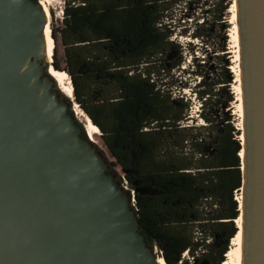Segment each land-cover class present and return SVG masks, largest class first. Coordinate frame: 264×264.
<instances>
[{
	"label": "water",
	"instance_id": "95a60500",
	"mask_svg": "<svg viewBox=\"0 0 264 264\" xmlns=\"http://www.w3.org/2000/svg\"><path fill=\"white\" fill-rule=\"evenodd\" d=\"M235 10L240 264H264V0H235ZM46 25L39 0H0V264H158L134 190L110 170L73 115L76 101L49 73Z\"/></svg>",
	"mask_w": 264,
	"mask_h": 264
},
{
	"label": "trees",
	"instance_id": "16d2710c",
	"mask_svg": "<svg viewBox=\"0 0 264 264\" xmlns=\"http://www.w3.org/2000/svg\"><path fill=\"white\" fill-rule=\"evenodd\" d=\"M164 2L64 0V70L53 67L69 76L74 100L99 129L104 148L97 146L110 170L134 190L132 208L147 244L161 251L165 264L183 263L185 251L192 260L221 264L240 214L234 197L241 188V129L229 110L221 114L233 100V75L228 65L210 77L197 71L195 95L206 124H182L188 99L173 97L153 78L160 69L156 55L171 46L178 59L168 70L183 62L180 45L170 40ZM205 2V12L220 20L226 5ZM196 128L202 132L191 134ZM213 239L219 246L208 251L206 241Z\"/></svg>",
	"mask_w": 264,
	"mask_h": 264
},
{
	"label": "rangeland",
	"instance_id": "374dc122",
	"mask_svg": "<svg viewBox=\"0 0 264 264\" xmlns=\"http://www.w3.org/2000/svg\"><path fill=\"white\" fill-rule=\"evenodd\" d=\"M205 1L207 0H165L163 6L165 8L164 14L167 16L165 20H168L169 23L167 29L171 32L170 40L173 41L174 44L180 45L183 62L179 68L168 70L170 65L178 59L177 49L171 46L164 54L156 55V58L160 59V61L156 62V65L159 66L160 69L153 78L157 79L158 83L164 84L162 89L169 90L173 97L184 96V101L188 99V116L182 121V124L200 127L206 123L202 120L201 116H199L202 111L201 100H198L195 93L200 89L196 87V84L201 77L196 75V72L201 71L209 77L211 75L215 76L221 67L228 65V69L233 75V79L229 86L230 93L233 95V100L229 107L222 111L221 114L225 116L226 112L229 110L234 126L240 128L241 116H239V111L236 107L237 93L235 91V75L231 70L234 66L233 38L231 37L233 24L230 12L232 0H208L210 2L221 1L223 5H226L227 8L224 10L220 20H216L211 12H205L209 5V2ZM63 3L64 0L54 1L49 20V28L54 41L53 53H51L52 61L50 63L53 66L55 65V68L57 66V69L61 70H64L63 47L60 42V30L62 28V11L60 10L63 8ZM195 33H202L203 37H194ZM203 61H205L206 66L199 67L198 64ZM65 75L69 78L67 74ZM203 112H206V110ZM98 132L99 133L96 134L97 145L104 148L99 138V129ZM199 132L202 131L196 128L191 131V134ZM108 159L111 158L108 156ZM238 194L239 193H237V195ZM209 202L210 201L204 202V205L208 207L210 205ZM197 228L203 232V226H198ZM207 243H209V246L206 247L208 251L219 246L218 239H213L212 241L208 240L206 241V244ZM230 246L231 241L229 242L228 249ZM201 253L202 251H197V255H201ZM157 254L160 256L158 248ZM181 259L183 263L179 261L178 264H208L204 260H192L186 255H182ZM224 259V261L227 259L225 255ZM221 264H224V262Z\"/></svg>",
	"mask_w": 264,
	"mask_h": 264
},
{
	"label": "bare ground",
	"instance_id": "6f19581e",
	"mask_svg": "<svg viewBox=\"0 0 264 264\" xmlns=\"http://www.w3.org/2000/svg\"><path fill=\"white\" fill-rule=\"evenodd\" d=\"M55 0H39L40 4L43 7V10L45 12V15L47 17V25L45 26L44 30V37H45V47H46V58L49 64V73L55 80V82L58 85L59 90L68 98L73 99V88L72 84L69 78L66 77L64 72L56 70L53 65H51V53H52V38L50 35V28H49V20H50V13L51 9L53 7V3ZM62 11V9L60 10ZM230 12L232 15V24H233V32H232V38H233V48H234V66L232 67V72L235 75V91H236V102H237V108L239 111V116H241L240 120V129L242 130V117H243V107H242V91H241V82H240V72H239V43H238V27H237V16H236V10H235V0H232ZM61 13V12H60ZM56 14V13H55ZM59 14V13H58ZM73 113L77 117L79 121L85 124V128L87 131V135L93 140V136H95L98 132V128L96 125L92 123L90 118L84 113V111L81 109V107L78 105V103H73ZM239 139L243 140L242 131L239 136ZM95 142V141H94ZM240 157L242 158V149L240 152ZM242 197L241 192L237 195V200L239 203V209L241 210L242 205ZM236 226L238 227V231L235 234V236L231 240V246L225 256L227 257L226 261H224V264H240L241 260V212L239 214V217L235 220ZM158 264H165V261L159 256L157 260Z\"/></svg>",
	"mask_w": 264,
	"mask_h": 264
},
{
	"label": "built area",
	"instance_id": "2783aa9c",
	"mask_svg": "<svg viewBox=\"0 0 264 264\" xmlns=\"http://www.w3.org/2000/svg\"><path fill=\"white\" fill-rule=\"evenodd\" d=\"M121 183H122V185H123V187L125 188V189H129L130 191H131V194L133 195V189H131L130 187H129V185H128V183L125 181V179L123 178V176H121ZM236 200H237V193L235 192V197H234ZM238 201V200H237ZM133 200H131V203H132V205H134L133 204ZM154 251L157 253V247L154 245ZM158 251H159V253L161 254V251L158 249ZM183 256L184 255H186L188 258H191V259H193L192 257H189L188 256V253H187V251H185L183 254H182Z\"/></svg>",
	"mask_w": 264,
	"mask_h": 264
}]
</instances>
